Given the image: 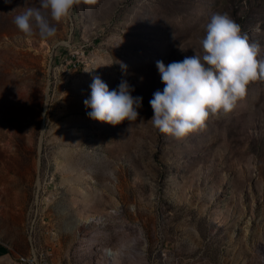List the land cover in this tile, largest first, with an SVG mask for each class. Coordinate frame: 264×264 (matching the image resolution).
Wrapping results in <instances>:
<instances>
[{"label": "rangeland", "instance_id": "rangeland-1", "mask_svg": "<svg viewBox=\"0 0 264 264\" xmlns=\"http://www.w3.org/2000/svg\"><path fill=\"white\" fill-rule=\"evenodd\" d=\"M25 2L0 0V264L48 251L53 264H153L164 248L264 264V80L183 139L147 122L156 62L202 56L211 13L264 59V0L82 2L50 38L16 28ZM93 76L110 91L126 80L139 119H90Z\"/></svg>", "mask_w": 264, "mask_h": 264}, {"label": "clouds", "instance_id": "clouds-1", "mask_svg": "<svg viewBox=\"0 0 264 264\" xmlns=\"http://www.w3.org/2000/svg\"><path fill=\"white\" fill-rule=\"evenodd\" d=\"M82 2L92 4L95 0H39V7L27 6L26 0L13 22L26 37L38 32L41 38H50L56 33L55 23L65 21ZM205 29L202 56H186L167 66L156 62L164 88L153 93L149 101L153 116L147 122L178 140L202 128L210 115L231 113L246 96L249 84L264 80L260 45L250 43L235 20L226 13L213 12ZM132 91L126 80L110 91L99 76H93L91 98L84 101L91 109L89 118L112 126L137 121L142 97L133 96Z\"/></svg>", "mask_w": 264, "mask_h": 264}, {"label": "built area", "instance_id": "built-area-1", "mask_svg": "<svg viewBox=\"0 0 264 264\" xmlns=\"http://www.w3.org/2000/svg\"><path fill=\"white\" fill-rule=\"evenodd\" d=\"M157 256H166L167 264H213L203 258H185L179 253L172 252L168 249H159L155 253L154 263ZM20 264H53L52 254L48 251L46 254L37 255V253L27 255V259H20Z\"/></svg>", "mask_w": 264, "mask_h": 264}, {"label": "bare ground", "instance_id": "bare-ground-1", "mask_svg": "<svg viewBox=\"0 0 264 264\" xmlns=\"http://www.w3.org/2000/svg\"><path fill=\"white\" fill-rule=\"evenodd\" d=\"M111 256H112V258H111V257H110V258H111L112 260H114V254H113V253L111 254ZM22 259H27V258H22ZM114 261H115V260H114Z\"/></svg>", "mask_w": 264, "mask_h": 264}, {"label": "trees", "instance_id": "trees-1", "mask_svg": "<svg viewBox=\"0 0 264 264\" xmlns=\"http://www.w3.org/2000/svg\"><path fill=\"white\" fill-rule=\"evenodd\" d=\"M4 253H0V257H3V256H5V255H3Z\"/></svg>", "mask_w": 264, "mask_h": 264}]
</instances>
